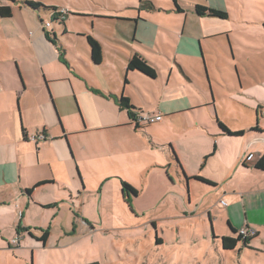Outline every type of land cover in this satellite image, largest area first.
Listing matches in <instances>:
<instances>
[{
	"label": "crops",
	"instance_id": "obj_1",
	"mask_svg": "<svg viewBox=\"0 0 264 264\" xmlns=\"http://www.w3.org/2000/svg\"><path fill=\"white\" fill-rule=\"evenodd\" d=\"M141 2L133 6L137 13L104 18L108 25L97 29L92 23V31L87 27L77 30L69 16L64 21L57 19L60 40L52 24L53 30L47 29L56 43L37 26L28 56L10 58L15 81L11 73V82L2 79L5 72L0 69V251L11 249L17 237L20 242L14 247L25 251L63 206L76 217L86 192L115 178L118 169L137 172V183L124 178L135 189H155L158 179L162 184L184 186L186 197H177L187 208L192 203L196 209L201 206L214 225L221 220L215 237L221 245L224 236L238 238L233 229L254 227L257 234L246 244L239 241L234 249L239 255L250 248L261 249L253 245L254 240L264 245V41L260 21H240L243 27L236 29L249 33L248 40L242 36L233 41L235 28L229 16H200L195 7L190 16L174 0L165 19L169 23L164 24L151 17L161 12L156 0ZM41 12L37 11L38 17ZM188 21L195 30L187 28ZM253 25L256 29L249 28ZM74 36L82 52L73 58L68 50ZM88 36L100 43L99 64L91 59ZM136 53L155 69V77L127 69ZM32 63L42 70L43 79L31 70ZM201 65L207 81L201 78ZM106 67L109 70H104L106 77L100 81L97 72ZM163 69L169 71L166 78ZM152 93L157 101L146 106L142 98ZM121 96L128 97L139 114L148 110L161 119L134 122L127 109L120 107ZM219 122L242 133L226 134ZM41 132L46 133V140L31 139ZM116 157L125 159L119 168ZM108 160L114 164H105ZM260 162L263 167L258 166ZM27 189L33 190L28 193ZM138 194L125 197L133 199ZM122 196L124 200L123 191ZM215 209L222 213L215 214Z\"/></svg>",
	"mask_w": 264,
	"mask_h": 264
},
{
	"label": "rangeland",
	"instance_id": "obj_2",
	"mask_svg": "<svg viewBox=\"0 0 264 264\" xmlns=\"http://www.w3.org/2000/svg\"><path fill=\"white\" fill-rule=\"evenodd\" d=\"M25 1L0 0V6L14 7L12 17H0V69L5 72L1 78L7 81H10V73L13 80L15 79L14 62H10V58L14 54L28 56L30 43L37 37V26L43 27L39 19L51 21L53 29L56 28L58 40L61 38L59 22L52 20L48 12H41L38 17L37 11L33 9L30 11L25 7ZM39 1L48 6L66 9L74 28L78 30L87 27L90 31L92 23L97 25V29L108 25L104 18H114L117 14L137 13L133 6L142 3L141 0ZM173 1L156 0L161 12H155L151 17L155 16L164 24L169 23L165 19L169 15L168 11L174 6ZM178 2L190 16L194 14L192 8L196 4L205 6L209 4L225 10L229 16L228 21H231V26L235 28L233 41L242 36L248 40L249 33L236 29L243 27L240 21L259 20L264 41V0H178ZM142 11L145 13L146 10ZM254 27L249 28L256 29V26ZM187 28L196 29L191 21H188ZM98 34L102 35L100 32ZM73 39L74 41L69 43L68 56L74 58L76 54L82 52V44L80 42L77 44L76 36ZM76 61L82 63L78 58ZM30 68L36 76L43 79L42 70L38 69L36 64L32 63ZM107 69L109 70V67L98 70L101 76L97 72L96 77L100 81L105 79L104 70ZM199 70L202 73V80L207 81L202 65ZM163 71L166 78L169 71L164 69ZM90 75L92 76V73ZM142 101L149 106L157 101L156 95L152 93L147 98H142ZM149 112L146 110L144 114ZM124 161L125 159L116 157L115 167H121ZM109 163L114 164L112 160L105 162L107 165ZM118 170L124 177L118 173L114 175L115 178L104 180L94 190L86 192L85 203L75 212L76 217H72L69 208L63 206L58 217L52 219L44 228L50 233L46 242L36 243L35 237L32 247L29 246L25 251H20L14 246L0 251V264H264V245H260L262 243L260 240H254L253 245L261 249H247L242 256L237 249L224 250L221 242L215 238L220 230L221 220L214 225L201 206L196 209L192 203L191 207L187 208L185 202H181L177 197V194L186 197L184 186L162 184L158 179L157 188L146 190L137 188L139 193L137 198L133 197L134 201L130 197L125 198V202L121 181L126 182L124 179L126 178L137 183L140 179L136 171L125 173ZM214 213L220 215L222 209H215ZM38 233L41 235V230ZM262 236L264 240V231Z\"/></svg>",
	"mask_w": 264,
	"mask_h": 264
},
{
	"label": "trees",
	"instance_id": "obj_3",
	"mask_svg": "<svg viewBox=\"0 0 264 264\" xmlns=\"http://www.w3.org/2000/svg\"><path fill=\"white\" fill-rule=\"evenodd\" d=\"M14 2H16L17 0H12ZM25 5L31 7L32 9L36 10V11H42L48 14H50V16H52V20H63L62 18H60L61 13L58 11L60 9V7L57 6H48L46 4H44L41 1L38 0H26ZM178 11H182V9L177 5L176 8ZM195 12L200 15V16H211V17H219V18H227L228 17V13L225 10H221V9H216V8H212V7H208L205 5H201V4H197L194 8ZM13 16V9L11 7V5H2L0 6V17L2 18H10ZM67 16V14H66ZM43 19L41 18V23H43ZM44 28V27H43ZM46 30V36L48 37V39H50L53 43H56L51 37L49 32L47 31L46 28H44ZM88 44L90 45L91 48V59L93 60L94 63L99 64L102 61V50H101V46L100 43L92 36H88ZM127 69L128 70H139L143 73H145L146 75L150 76V77H155L156 76V71L153 67H151L148 62L138 53L134 54L132 58H130L128 64H127ZM119 104L121 108L127 109L129 116L131 117L132 120H134L136 118L137 115H139L138 112H136L134 110V106L131 104L130 99L128 97L125 96H121L119 98ZM220 127L222 128V130L224 131V133L226 134H231V135H239L242 132H232L223 122H219ZM259 167H263V163L260 162L258 163ZM198 180H203L205 182H209L207 180H204L201 177H196ZM43 182L37 184L36 186L42 184ZM33 189H27L28 193H31ZM122 191L124 194V198L126 194L132 193L133 195L137 194V190L131 186L129 183L123 181L122 182ZM234 232H237L236 229H233ZM30 235L33 236V234L29 231ZM49 230L46 229L43 231V234L41 235V237H38V240H41L42 242H46V240L48 239L49 236ZM252 238L249 239H245L244 243L246 244L248 241H250ZM240 237L235 238L232 236H224L222 237V248L224 250H234L239 241H240ZM10 248H13L10 244Z\"/></svg>",
	"mask_w": 264,
	"mask_h": 264
},
{
	"label": "built area",
	"instance_id": "obj_4",
	"mask_svg": "<svg viewBox=\"0 0 264 264\" xmlns=\"http://www.w3.org/2000/svg\"><path fill=\"white\" fill-rule=\"evenodd\" d=\"M61 13L60 18L64 19L66 14H67V10L64 8H60L58 10ZM52 18V16H51ZM43 27L49 29L51 27V21L47 20L46 22H43ZM161 119V115H154L151 113H147V114H139L138 117L136 118L135 122H147V123H153L156 121H159ZM32 140H35L36 142L38 141H42V140H46L47 139V135L44 132L38 133L34 136L31 137ZM250 157V156H249ZM223 205H226V202L222 201ZM237 236L240 237V241H245V239H249L252 238L253 236H255L257 234V230L253 229L251 226L245 225L242 226L239 230H237ZM19 238H15L12 241V246H17L19 243Z\"/></svg>",
	"mask_w": 264,
	"mask_h": 264
},
{
	"label": "flooded vegetation",
	"instance_id": "obj_5",
	"mask_svg": "<svg viewBox=\"0 0 264 264\" xmlns=\"http://www.w3.org/2000/svg\"><path fill=\"white\" fill-rule=\"evenodd\" d=\"M138 117V115L136 116V118ZM136 118L133 120L135 122Z\"/></svg>",
	"mask_w": 264,
	"mask_h": 264
},
{
	"label": "water",
	"instance_id": "obj_6",
	"mask_svg": "<svg viewBox=\"0 0 264 264\" xmlns=\"http://www.w3.org/2000/svg\"><path fill=\"white\" fill-rule=\"evenodd\" d=\"M254 129H256V130H260V129H258V127L254 128Z\"/></svg>",
	"mask_w": 264,
	"mask_h": 264
},
{
	"label": "bare ground",
	"instance_id": "obj_7",
	"mask_svg": "<svg viewBox=\"0 0 264 264\" xmlns=\"http://www.w3.org/2000/svg\"><path fill=\"white\" fill-rule=\"evenodd\" d=\"M47 29V28H46ZM12 246V245H11Z\"/></svg>",
	"mask_w": 264,
	"mask_h": 264
}]
</instances>
